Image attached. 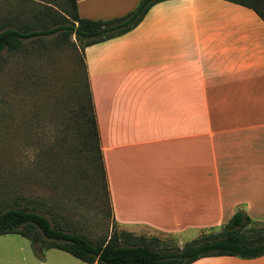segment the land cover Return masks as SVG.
<instances>
[{"label":"crops","instance_id":"obj_1","mask_svg":"<svg viewBox=\"0 0 264 264\" xmlns=\"http://www.w3.org/2000/svg\"><path fill=\"white\" fill-rule=\"evenodd\" d=\"M75 1L89 19L138 2ZM83 58L114 224L183 244L238 209L264 223V20L254 9L161 1L132 30L86 46ZM21 237L0 235V264H88ZM191 264H264V255Z\"/></svg>","mask_w":264,"mask_h":264},{"label":"rangeland","instance_id":"obj_2","mask_svg":"<svg viewBox=\"0 0 264 264\" xmlns=\"http://www.w3.org/2000/svg\"><path fill=\"white\" fill-rule=\"evenodd\" d=\"M70 2L0 0V22L10 18L22 28L28 22L30 29H36L34 24L46 12L43 4L64 14L72 10ZM136 5L130 10V6H122V11L128 10L111 18L127 14ZM24 42L21 50L0 54V211L27 207L93 243L108 239L113 228L136 237L172 240L181 246L221 229L197 232L190 241L184 235L181 244L179 236L172 233L114 224L105 177L95 150L86 145L79 112L87 95L81 44L73 36L63 40L56 34ZM224 104L217 102V107Z\"/></svg>","mask_w":264,"mask_h":264},{"label":"trees","instance_id":"obj_3","mask_svg":"<svg viewBox=\"0 0 264 264\" xmlns=\"http://www.w3.org/2000/svg\"><path fill=\"white\" fill-rule=\"evenodd\" d=\"M70 1L72 10H67L64 14L52 5L43 4L46 12L41 17L50 22L43 23L42 18H39L34 24V27H38L36 29H30L32 26L28 22L24 23L22 28L14 19L2 20L0 54L4 50L8 52L21 50L27 43L25 40L31 41L53 34L63 40L73 36L80 42L84 51L86 46L118 37L132 30L142 21L152 5L165 0H140L132 11L111 19L80 17L76 1ZM232 1L254 9L264 20V0ZM85 72L87 95L80 102L79 112L85 126L86 145L90 151L95 150V159L97 156L104 174L95 108L87 71ZM105 188L107 189L106 179ZM255 223L261 222L252 220L244 210L238 209L221 229L203 233L182 247L172 240L136 237L130 232L118 231L115 228L108 239L93 243L75 231H65L57 222L50 223L44 215L28 210L27 207L0 211V235L18 234L36 244L38 252L55 248L88 264H191L200 258L211 256L253 259L264 255V226H254Z\"/></svg>","mask_w":264,"mask_h":264}]
</instances>
